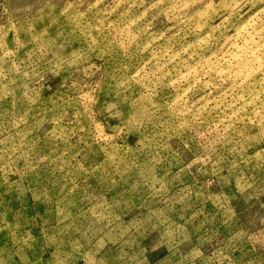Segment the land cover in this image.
I'll list each match as a JSON object with an SVG mask.
<instances>
[{
  "label": "rangeland",
  "instance_id": "rangeland-1",
  "mask_svg": "<svg viewBox=\"0 0 264 264\" xmlns=\"http://www.w3.org/2000/svg\"><path fill=\"white\" fill-rule=\"evenodd\" d=\"M0 264H264V0H0Z\"/></svg>",
  "mask_w": 264,
  "mask_h": 264
}]
</instances>
